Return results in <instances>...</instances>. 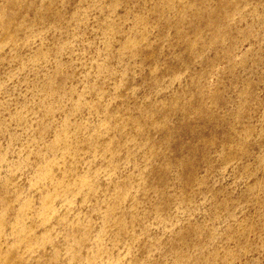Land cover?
Listing matches in <instances>:
<instances>
[{
	"label": "rangeland",
	"instance_id": "1",
	"mask_svg": "<svg viewBox=\"0 0 264 264\" xmlns=\"http://www.w3.org/2000/svg\"><path fill=\"white\" fill-rule=\"evenodd\" d=\"M0 264H264V0H0Z\"/></svg>",
	"mask_w": 264,
	"mask_h": 264
}]
</instances>
